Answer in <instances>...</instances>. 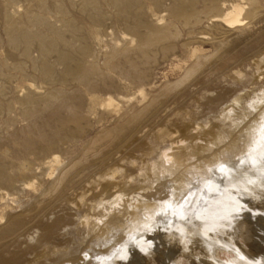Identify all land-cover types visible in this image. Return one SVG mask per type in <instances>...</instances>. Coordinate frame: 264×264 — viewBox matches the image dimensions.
Masks as SVG:
<instances>
[{"label":"rangeland","instance_id":"1","mask_svg":"<svg viewBox=\"0 0 264 264\" xmlns=\"http://www.w3.org/2000/svg\"><path fill=\"white\" fill-rule=\"evenodd\" d=\"M225 1V8L240 4L244 12L248 9L245 0ZM257 9L251 22L244 21L249 25L242 33L222 26L210 29L206 24L177 26L180 41L174 50L167 56H156L150 65L147 94L177 83L195 59L190 54L192 49L209 56L214 53V43L224 41L225 47L195 76L153 105L134 128L132 138H124L109 151H102L106 146L103 142L93 146L87 154L91 164L75 169L80 173L76 185L65 191V198L56 201L52 211H32L36 206L43 211L53 202L48 191L53 181L50 177L38 178L34 191L9 198L6 212L20 214L23 226L17 242H2L6 249L27 251L31 246L45 245L41 263L31 253L25 264H232L238 255L248 253L253 254L250 260L259 259L264 249V233L257 224L260 217L264 218V0H258ZM167 20L172 23V19ZM105 23L107 36L103 40L129 38L114 18H107ZM5 58V53L0 54V61ZM2 68L4 75H15L10 65ZM17 77L5 81L9 100L17 91ZM129 92L135 94L136 90ZM11 113L21 127L24 122L18 108ZM111 119L98 124L73 148L65 147L59 154L60 166L76 159L89 139L108 127ZM220 129L226 132L222 141H216L215 133ZM160 134L165 138L159 139ZM235 137L246 141L238 155L226 150ZM15 151H10L13 161ZM185 152L191 156H183ZM179 156L189 165L182 174L149 169L152 164L168 168ZM102 160L103 168L93 166ZM61 216L65 222L52 241L44 244L42 225ZM113 218L120 227L100 238ZM186 220L197 229L190 236V247L177 254V223ZM40 241L43 245H38ZM57 250L67 252L52 255Z\"/></svg>","mask_w":264,"mask_h":264},{"label":"bare ground","instance_id":"2","mask_svg":"<svg viewBox=\"0 0 264 264\" xmlns=\"http://www.w3.org/2000/svg\"><path fill=\"white\" fill-rule=\"evenodd\" d=\"M245 1L248 9L244 12L240 4L225 8V0H0V54H6L5 60L0 61V221H4L0 225V264H25L26 256L31 253L35 254L37 263L45 259V245L31 246L27 251H8L2 243L9 239L17 242L18 231L23 226L20 214L6 212L9 198L27 190L34 191L39 186L38 178L50 177L53 181L48 191L53 202L43 211L38 206L32 211L53 210L55 202L65 198V191L76 185L80 173L75 169L83 163L91 164V156L87 154L94 150L93 146L103 142L106 146L102 151H109L124 138H132L134 128L153 105L195 76L225 47L224 41L214 43V53L209 56L192 49L190 54L195 59L180 80L147 94L145 86L149 85L150 65L156 56H167L174 50V45L180 41L177 26L192 28L206 24L210 29L222 26L227 30L235 29L236 34L242 33L249 25L244 21L251 22L258 11V0ZM107 18H114L129 38L103 40L107 36ZM180 45L186 48L182 42ZM3 65H10L15 75H4ZM15 77L19 84L9 100L5 83ZM131 88L136 90L135 94L129 92ZM208 105L211 107L213 102ZM14 107L18 108L19 118L24 122L21 127H17L18 119L11 116ZM108 118H112L111 124L89 139L77 160L60 166L59 154L63 149L73 148ZM224 132L220 129L215 133L216 141L223 140ZM163 136L160 134L158 138H165ZM243 141L245 139L235 137L228 144L227 152L238 155ZM13 149L16 150L15 161L10 156ZM180 156L168 168L152 164L149 169L182 174L189 165ZM183 156L188 158L191 153ZM40 160L41 164H35ZM93 166L101 169L105 160ZM65 219L57 217L52 223L42 225L44 244L52 241ZM262 219L260 217L257 224L264 233ZM177 224L178 243L174 250L178 254L189 246L190 236L197 228L191 220ZM120 225L118 219L113 218L100 238ZM234 235L237 237L238 232ZM66 252L57 250L52 255L62 256ZM259 254L260 258L253 260H250L252 253L245 257L238 255L231 263L263 264L264 249Z\"/></svg>","mask_w":264,"mask_h":264}]
</instances>
